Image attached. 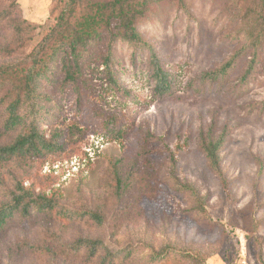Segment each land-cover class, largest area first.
<instances>
[{
	"label": "rangeland",
	"instance_id": "374dc122",
	"mask_svg": "<svg viewBox=\"0 0 264 264\" xmlns=\"http://www.w3.org/2000/svg\"><path fill=\"white\" fill-rule=\"evenodd\" d=\"M186 1L191 17L162 0L136 22L171 69L168 95L153 91L148 49L124 41L117 42L116 57L127 95L112 89L96 65L64 91L59 81L42 85L52 99L43 132L46 138L57 132L59 148L0 164V203L20 185L56 205L13 216L0 232V264H101L104 249L93 260L67 253L65 244L77 237L134 249L130 260L114 264H156L147 258L151 250L168 245L199 251L205 264H264V38L243 82L252 56L240 49L248 0ZM55 3L0 0V64L31 50L53 24ZM238 50L224 77L201 79ZM223 126L230 129L220 152L225 183L200 147L211 127L216 136ZM20 130L0 134V143ZM173 178L196 187L204 211ZM164 264L187 263L170 256Z\"/></svg>",
	"mask_w": 264,
	"mask_h": 264
},
{
	"label": "trees",
	"instance_id": "16d2710c",
	"mask_svg": "<svg viewBox=\"0 0 264 264\" xmlns=\"http://www.w3.org/2000/svg\"><path fill=\"white\" fill-rule=\"evenodd\" d=\"M56 1L51 9L54 22L49 30L21 58L10 63L0 64V134L21 129L6 143H0V164L15 158H25L40 154L42 151L59 148L57 132L46 138L42 124L48 118V108L52 99L42 89L43 84L53 86L60 82L61 90L66 86H77L84 80V70L92 65L101 67L107 84L120 94H126L119 81L116 48L118 41L133 47L147 48L153 91L156 95H168L174 85L171 69L159 59L155 49L137 30V19L145 15L150 3L162 0H52ZM191 17L186 0H171ZM242 29L243 45L240 49H250L252 56L241 76L245 82L254 69L264 38V0H248L245 7ZM238 50L219 68L201 75L203 81L213 82L226 75L240 55ZM212 128V127H211ZM201 137L200 147L210 168L225 183L221 170L220 152L225 145L230 129L223 126L216 136L212 129ZM114 177L120 184V173L114 165ZM176 188L188 191L197 203V209L204 211V201L196 187L173 178ZM11 192L10 199L0 203V232L14 215L27 218L31 209L51 211L56 202L52 197L26 190L20 185ZM90 216L101 223L98 214ZM27 248H34L26 244ZM67 253L78 255L85 252L87 260L98 256L104 249L101 264H114L116 260H130L132 247L108 249L98 238L77 237L65 244ZM170 256H177L187 264H205L199 251H189L175 246H166L159 251L151 250L147 257L156 264L168 262Z\"/></svg>",
	"mask_w": 264,
	"mask_h": 264
}]
</instances>
